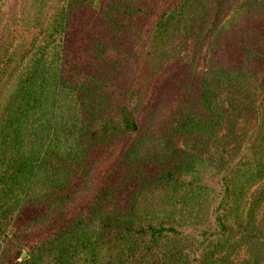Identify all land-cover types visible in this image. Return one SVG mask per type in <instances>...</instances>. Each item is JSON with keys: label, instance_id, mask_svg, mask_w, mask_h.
Here are the masks:
<instances>
[{"label": "trees", "instance_id": "obj_1", "mask_svg": "<svg viewBox=\"0 0 264 264\" xmlns=\"http://www.w3.org/2000/svg\"><path fill=\"white\" fill-rule=\"evenodd\" d=\"M48 1L0 0V236L37 178L63 184L57 135L71 163L83 161V135H135L81 212L12 264H264V0ZM182 31H203V68L171 64L137 118L153 61ZM229 32L230 66L220 61ZM170 89L179 102L163 150L135 163ZM228 139L241 145L228 163L202 154ZM211 163L218 189L202 182Z\"/></svg>", "mask_w": 264, "mask_h": 264}, {"label": "rangeland", "instance_id": "obj_2", "mask_svg": "<svg viewBox=\"0 0 264 264\" xmlns=\"http://www.w3.org/2000/svg\"><path fill=\"white\" fill-rule=\"evenodd\" d=\"M54 1L49 0L48 5L52 6ZM247 26L249 29L260 27L259 18H248ZM188 32L171 34L163 50L157 54L158 57L153 61V67L143 85L137 118L148 112V105H150L154 91L162 81V72L171 64L179 62L187 66L189 61L197 72L203 68L205 43V37L202 38L203 31L198 36H192L193 33ZM237 44L238 39L229 32L220 47V61L223 64L232 65L236 56ZM178 102V92L170 89L162 100L157 102L154 110L149 112V118L141 136L142 140L137 147L133 162L138 163L151 157V151L162 152ZM190 112L197 116L201 114L200 107L197 105H193ZM84 114L85 112L79 114V117H84ZM134 135L135 132L123 131L117 126L105 139L93 140L83 135L79 139L82 150L85 149L82 155L83 161L78 159L72 163L71 144L63 139L62 133L60 136L57 135L58 141L50 154L56 166L53 173H63V184L54 182L52 176L48 178L50 181L40 178L35 180L33 189L29 196L24 198L17 216L10 218L3 226L0 236V264H12L21 260L31 247L45 238L47 234L55 231L59 224L75 218L97 191L103 174L124 152ZM182 140L178 143L181 144ZM231 141L228 139L226 144L217 145L207 143L208 151L212 153L208 155V151L201 150V152L209 156L211 160H214L215 153L220 154L224 157L222 161L224 165L230 158L237 157L241 151L240 143L233 145ZM182 146L186 145L182 144ZM202 147L197 142H193L191 146L195 150H200ZM221 172V170L217 172L213 163L208 164L202 182L218 189Z\"/></svg>", "mask_w": 264, "mask_h": 264}, {"label": "water", "instance_id": "obj_3", "mask_svg": "<svg viewBox=\"0 0 264 264\" xmlns=\"http://www.w3.org/2000/svg\"><path fill=\"white\" fill-rule=\"evenodd\" d=\"M24 255V253L22 254V256Z\"/></svg>", "mask_w": 264, "mask_h": 264}]
</instances>
